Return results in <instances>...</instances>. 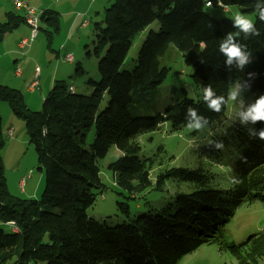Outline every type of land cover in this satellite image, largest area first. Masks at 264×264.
Returning <instances> with one entry per match:
<instances>
[{"label":"clouds","instance_id":"clouds-1","mask_svg":"<svg viewBox=\"0 0 264 264\" xmlns=\"http://www.w3.org/2000/svg\"><path fill=\"white\" fill-rule=\"evenodd\" d=\"M208 6L211 7V0H208ZM254 10L258 14V19L264 21V10L259 9V5H254ZM233 27L238 30L237 34L243 33L246 37L260 35L259 30L255 26V21L251 16L244 13H237L232 21ZM219 51L225 56V65L235 66L243 70L249 63L251 53L247 50L246 45L242 44L233 33H228L226 39L223 38L219 44ZM239 92V82H237L229 93V99L238 105L236 113L242 125L255 124L264 122V95H260L254 102L250 103L247 108L244 107L242 100H237ZM203 100L207 103L208 108L214 112H220L222 106L226 103L224 96L217 95L212 86L206 85L203 88ZM186 118L188 128L194 130H202L209 124L207 117L201 115L196 108L188 107L186 110ZM190 118V119H189ZM251 132V129H249ZM258 138L264 140V129L257 133ZM210 145L215 149H223L222 141H210ZM246 159V158H242ZM233 182H236L235 180Z\"/></svg>","mask_w":264,"mask_h":264}]
</instances>
